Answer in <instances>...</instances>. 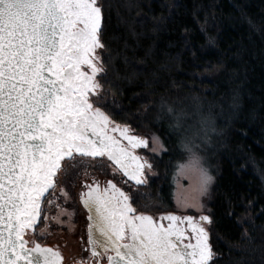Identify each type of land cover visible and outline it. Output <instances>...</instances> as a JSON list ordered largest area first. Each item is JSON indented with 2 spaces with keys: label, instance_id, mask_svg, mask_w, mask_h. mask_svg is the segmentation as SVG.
<instances>
[{
  "label": "snow or ice",
  "instance_id": "obj_1",
  "mask_svg": "<svg viewBox=\"0 0 264 264\" xmlns=\"http://www.w3.org/2000/svg\"><path fill=\"white\" fill-rule=\"evenodd\" d=\"M102 33L100 0H0V264H62L58 250L27 234L48 220L44 205L53 203L49 195L69 161L75 167L78 158H106L136 186L149 183L145 170L153 165L137 154L149 141L97 106L98 77L106 71ZM168 111L179 132L182 116ZM191 160L203 196L213 177ZM84 187L91 259L79 264H101L103 256L107 264H212L208 215L157 219L112 180Z\"/></svg>",
  "mask_w": 264,
  "mask_h": 264
},
{
  "label": "trees",
  "instance_id": "obj_2",
  "mask_svg": "<svg viewBox=\"0 0 264 264\" xmlns=\"http://www.w3.org/2000/svg\"><path fill=\"white\" fill-rule=\"evenodd\" d=\"M100 4L106 99L99 106L115 123L153 133L163 145L143 186L142 201L152 205L146 212L173 210L175 172L187 155L184 131H175L160 105L196 108L199 119L214 122L210 146L195 148L214 177L212 264H264V0Z\"/></svg>",
  "mask_w": 264,
  "mask_h": 264
},
{
  "label": "rangeland",
  "instance_id": "obj_3",
  "mask_svg": "<svg viewBox=\"0 0 264 264\" xmlns=\"http://www.w3.org/2000/svg\"><path fill=\"white\" fill-rule=\"evenodd\" d=\"M98 52L101 56L102 62V49L98 50ZM93 99L96 98L94 97ZM105 99L106 97L104 96V94H102V89H100V96L99 100L97 101V106L104 102ZM169 108L172 109L174 114L182 116V131H184V136H188L192 133H197L195 136L196 148H201V150L203 149L204 151H206L207 147L210 146L209 139H207V134L199 131L201 127L199 112L197 111V109L192 108L191 111L186 112L183 111L180 107L172 104H166L165 106H163V104L160 105L161 110L166 109L168 115L172 116L171 114H169ZM186 117L188 118L186 119ZM131 128L132 127H130V129ZM131 133L133 135L141 136L149 141V146L144 149H138L137 154L142 156L152 164L153 157L160 154V152L163 150L160 140L158 143H153L152 138L156 135L145 131L131 129ZM88 159H90L92 163L104 160L103 158H97L96 160H92L91 158ZM145 171L146 179H148L149 181V179L155 175L154 167H152L151 170L146 169ZM84 175H86V177H94V174L92 172H89L87 174L83 173V176ZM83 179L84 178H82V180ZM57 180L60 184L57 182V188L55 192L49 195V199H51L53 203L51 205L45 203L44 205L45 215L48 216V220H42L36 229L35 236H33L32 232H29L27 234V238L30 241L35 239L41 244L58 247L59 249H61L64 255V262H70L71 260H77V258L80 257L77 250H81L82 245L79 244V241L76 242L75 239V230L77 226L73 217L76 215L77 210L82 211L83 204L81 202V194L80 198L77 199L75 197H72L70 195L71 193H68V186H70V184L67 178L62 177L61 179L59 178ZM114 182L123 191L132 196L134 200L140 201L138 207L137 205L133 204L134 207H136L139 211H141V209L145 210L143 212L152 215L154 218L158 219L160 215L167 214L168 212H172L176 215H192L196 219H198L200 215H208L210 217L208 204L212 193L213 183L209 186L207 194L201 196L198 191L199 173L197 170V166L192 162L191 159H187L176 169L173 181L174 190L172 211H164L159 213L146 212L147 208H145L144 205H147V201H142V198L147 197V195L145 194V188H143V186H136L134 182L128 181L124 176L121 179L116 178V181ZM93 183L94 181L85 182L84 185ZM81 185L83 186H81V193L86 192L87 189L83 184ZM100 185L103 187L105 185V182L101 181ZM61 190H63L66 195H62ZM200 204L203 205L202 209L200 208ZM45 225H47V230L44 231L43 235H41V229L45 228ZM209 227L210 225H206L208 231ZM74 253L76 254L73 255Z\"/></svg>",
  "mask_w": 264,
  "mask_h": 264
},
{
  "label": "flooded vegetation",
  "instance_id": "obj_4",
  "mask_svg": "<svg viewBox=\"0 0 264 264\" xmlns=\"http://www.w3.org/2000/svg\"><path fill=\"white\" fill-rule=\"evenodd\" d=\"M103 159L104 160H101L99 162L92 163L88 158H84L83 160L78 158L75 167H73L72 162L69 161L64 165V171H62L59 174L57 179L59 178L61 179L62 177L67 178L70 184V186H68V193L69 194L71 193L70 195L77 199L80 198V194L82 190L81 184L84 185L85 182L98 181L100 183L101 181H104L106 183L108 180H112V182L115 183L114 181H116V178L121 179L123 177L122 173L115 172L114 166L111 165V162L107 161L106 158ZM100 165H102L103 167ZM89 172H92L94 174V177H86V175L83 176V173L87 174ZM82 178L84 179L82 180ZM57 182L59 183L58 180ZM88 215L89 212L83 205L82 211L77 210L76 215L73 217L77 226L75 230V239L76 242L79 241V244L82 245L81 250L80 249L77 250L80 257H78L77 260H71L70 262H64L63 264L79 262L81 260L90 261L91 257H90V250L88 245V224H89ZM92 215L93 216L95 215L94 210ZM93 235L97 239H102L99 233L95 231V229L93 230ZM97 251H102V250L98 248ZM76 253H74L73 255H75ZM105 260H106V256L100 258L101 262Z\"/></svg>",
  "mask_w": 264,
  "mask_h": 264
},
{
  "label": "clouds",
  "instance_id": "obj_5",
  "mask_svg": "<svg viewBox=\"0 0 264 264\" xmlns=\"http://www.w3.org/2000/svg\"><path fill=\"white\" fill-rule=\"evenodd\" d=\"M200 119H201L202 127H201V129L199 131L202 132V133H205V134L207 132L212 131V125H213L214 122H213L211 116L210 115H202ZM196 134L197 133H192V134H190L188 136L183 137L182 140H181V146H182V148L185 150V152L187 154L186 155V160L187 159H195L196 161H198L199 166H201V167H203V168L208 170V166L206 164L205 157L195 150V148H196V145H195V136H196ZM185 144H187L191 148V152H189L184 147ZM184 162L185 161H181V163H184ZM209 175H211V174L209 173Z\"/></svg>",
  "mask_w": 264,
  "mask_h": 264
},
{
  "label": "water",
  "instance_id": "obj_6",
  "mask_svg": "<svg viewBox=\"0 0 264 264\" xmlns=\"http://www.w3.org/2000/svg\"><path fill=\"white\" fill-rule=\"evenodd\" d=\"M40 244H41V243H40ZM41 245H42V246H46V247H50V248H52V249H54V250H58V251L61 253V255H62V264L64 263V255H63L61 249H59V248H57V247H53V246H51V245H47V244H41ZM29 246H31V245H29ZM69 264H79V262H73V263H69ZM101 264H107V258H106L105 261L101 262Z\"/></svg>",
  "mask_w": 264,
  "mask_h": 264
},
{
  "label": "bare ground",
  "instance_id": "obj_7",
  "mask_svg": "<svg viewBox=\"0 0 264 264\" xmlns=\"http://www.w3.org/2000/svg\"><path fill=\"white\" fill-rule=\"evenodd\" d=\"M209 207V206H208Z\"/></svg>",
  "mask_w": 264,
  "mask_h": 264
}]
</instances>
